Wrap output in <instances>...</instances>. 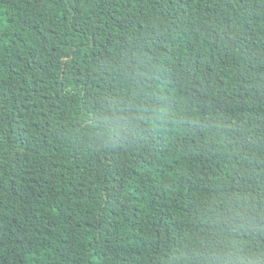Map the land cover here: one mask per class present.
Masks as SVG:
<instances>
[{"label": "trees", "instance_id": "16d2710c", "mask_svg": "<svg viewBox=\"0 0 264 264\" xmlns=\"http://www.w3.org/2000/svg\"><path fill=\"white\" fill-rule=\"evenodd\" d=\"M0 264H264V0H0Z\"/></svg>", "mask_w": 264, "mask_h": 264}]
</instances>
